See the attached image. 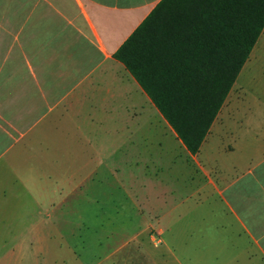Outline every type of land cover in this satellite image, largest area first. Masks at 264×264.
Listing matches in <instances>:
<instances>
[{"label":"crops","instance_id":"obj_1","mask_svg":"<svg viewBox=\"0 0 264 264\" xmlns=\"http://www.w3.org/2000/svg\"><path fill=\"white\" fill-rule=\"evenodd\" d=\"M161 1L0 0V264L42 249L48 227L72 241L79 209L96 206L85 194L108 175L100 161L110 147L154 119L171 127L116 59ZM178 142L200 169L191 176L201 247L212 242L221 264H264V31L199 153ZM126 160L122 189L140 217L143 175ZM141 236L90 264L145 257ZM69 248L78 261L90 256Z\"/></svg>","mask_w":264,"mask_h":264},{"label":"trees","instance_id":"obj_2","mask_svg":"<svg viewBox=\"0 0 264 264\" xmlns=\"http://www.w3.org/2000/svg\"><path fill=\"white\" fill-rule=\"evenodd\" d=\"M264 31V0H162L116 54L199 153Z\"/></svg>","mask_w":264,"mask_h":264},{"label":"rangeland","instance_id":"obj_3","mask_svg":"<svg viewBox=\"0 0 264 264\" xmlns=\"http://www.w3.org/2000/svg\"><path fill=\"white\" fill-rule=\"evenodd\" d=\"M152 124L136 131L131 129L129 134H135V138L119 150L110 147L109 160L100 161L109 166L108 175L101 179L102 182L95 179V191L85 194L90 196L89 204L96 206H90L86 211L79 209L77 233L70 236L72 241L66 242L55 236L54 228L48 227L52 236L44 247L25 251L23 257L13 259L11 264L99 262L102 255L111 252L117 243L139 230L142 236L136 241V246L142 244L145 257H126V264H221L222 259L214 254L212 242L204 241L202 247L200 245L198 179L191 176L200 171L198 164L186 155L176 134H171V127L163 126L155 119ZM126 159L137 161L143 175V193L137 197L139 202L149 206L140 217L134 200L122 189V182H127L124 178V172L128 170ZM98 163L94 161L95 169L100 165ZM148 188L151 192H144ZM130 196L134 198L132 191ZM154 214L163 218L159 220L160 224L156 223ZM160 231L163 233L158 234ZM70 246L79 255L90 253V256L78 261Z\"/></svg>","mask_w":264,"mask_h":264}]
</instances>
